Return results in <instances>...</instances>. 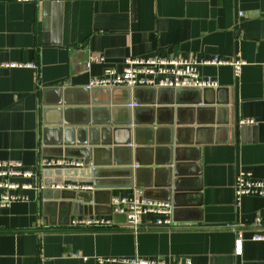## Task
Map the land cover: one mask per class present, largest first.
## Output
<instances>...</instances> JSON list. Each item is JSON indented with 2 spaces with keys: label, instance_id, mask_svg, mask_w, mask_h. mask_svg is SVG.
Here are the masks:
<instances>
[{
  "label": "crops",
  "instance_id": "crops-1",
  "mask_svg": "<svg viewBox=\"0 0 264 264\" xmlns=\"http://www.w3.org/2000/svg\"><path fill=\"white\" fill-rule=\"evenodd\" d=\"M89 55L102 56L104 62L87 66ZM157 55L244 61L239 78L230 66L198 67L201 77H211L218 85L205 88V100L219 90L218 98L232 105L227 106L231 111L220 113V120L226 116L232 124L189 126L199 131L186 136L198 141L194 151H187L182 168L191 180L185 192L188 208L147 193L149 200L171 205V227L151 226L163 217L146 214L143 227L132 231L123 216L106 214L101 206L98 214L76 210L81 214H70L63 225L64 216L51 205L44 207L43 190H38L43 187L41 171L32 180H15L33 185L23 192L27 202L0 209V264H96L97 258L109 259L106 264H134V259L153 264H264V242L251 240L258 232L254 223L264 220V197L245 196L237 203L234 196L239 170L264 180V0H0V162L18 161L33 169L43 156L45 89L85 88L106 68L121 71L129 57ZM6 63H35L37 70L3 67ZM167 92L159 96L160 103L169 100ZM137 97L159 107L150 91ZM178 97L191 100L197 94L185 91ZM123 98L124 93L117 94ZM212 116L202 111L192 122ZM245 119L254 124L240 127L238 122ZM195 157L197 162L192 161ZM134 189L139 188L99 190L95 199L100 203L109 197L111 202ZM92 215L110 218L115 227L70 226L73 218ZM237 238L242 240L240 255L234 253Z\"/></svg>",
  "mask_w": 264,
  "mask_h": 264
},
{
  "label": "water",
  "instance_id": "water-1",
  "mask_svg": "<svg viewBox=\"0 0 264 264\" xmlns=\"http://www.w3.org/2000/svg\"><path fill=\"white\" fill-rule=\"evenodd\" d=\"M141 91H150L155 100L168 91L170 98L162 103L159 100V107H153L154 104H144L137 97ZM185 91H193L197 97L191 100L178 97ZM206 91L205 88H134L132 92L124 87L45 89L42 101L45 106L42 113L43 156L79 159L84 166L42 171L44 207L53 206L59 216H64L63 225H67L70 214H81L76 210H85L84 214L89 215L98 214L96 210L101 206L106 214H110L109 197L100 203L95 199L101 192L99 190L136 187L143 188V197L147 199V193H158L162 197L156 199L173 201L174 206L181 209L188 208L189 196L185 192L190 190L187 185L191 180L182 168L185 166L183 162L187 161V151H194L192 146L198 141L186 136L199 131L189 126L232 124L226 116L220 120V113L231 111L227 107L230 101L220 100L219 90L206 101ZM120 92L125 98L117 99ZM130 93L135 104L131 108ZM176 97L181 99L176 100ZM174 103L178 107H173ZM202 111H211V120L200 122L196 119L193 123L194 117ZM192 161L197 162V157ZM51 175L53 179H49ZM62 182L91 183L92 190L77 192L51 188ZM177 198L184 202L176 204Z\"/></svg>",
  "mask_w": 264,
  "mask_h": 264
},
{
  "label": "built area",
  "instance_id": "built-area-1",
  "mask_svg": "<svg viewBox=\"0 0 264 264\" xmlns=\"http://www.w3.org/2000/svg\"><path fill=\"white\" fill-rule=\"evenodd\" d=\"M104 58L98 55H89L87 66L90 63H103ZM121 71L114 68H106L103 76L92 79L87 86L115 88H155V89H204L217 88V82L211 77H201L198 72L200 66H230L235 78L241 75L244 61L239 59L225 60L215 56L208 60L197 61L181 57L157 55L153 57H129L125 59ZM6 68H29L37 70L35 63H6L2 65ZM135 104H130L134 107ZM253 120H240V127L253 125ZM36 167L25 168L18 161L0 162V209H6L14 203L27 202L28 197L24 191L32 189L33 185L27 182L19 183L16 179L32 180L36 178L44 169H78L84 165L82 161L40 156ZM52 189L70 190L77 192H87L92 190V186L82 182H62L52 185ZM43 190V187L38 188ZM234 196L238 203L245 196L264 197V180H254L251 174L245 170H239L234 181ZM111 212L124 217L126 228L137 231L143 227L141 219L146 214H155L163 218L155 221L153 227H171L173 222L170 218L172 207L169 203L155 202L143 197V191L134 189L128 197H119L110 202ZM70 226L84 230L112 229L115 226L110 218L99 215L75 217L70 221ZM254 226L258 230L251 240L264 242V220L258 219ZM242 251V240L237 238L234 243L235 255H240ZM110 260L97 258L96 264H106ZM134 264H153L142 260H133ZM186 264H190L187 261Z\"/></svg>",
  "mask_w": 264,
  "mask_h": 264
}]
</instances>
